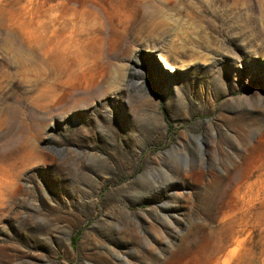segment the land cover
Returning <instances> with one entry per match:
<instances>
[{
	"label": "rangeland",
	"instance_id": "obj_1",
	"mask_svg": "<svg viewBox=\"0 0 264 264\" xmlns=\"http://www.w3.org/2000/svg\"><path fill=\"white\" fill-rule=\"evenodd\" d=\"M0 264H264V0H0Z\"/></svg>",
	"mask_w": 264,
	"mask_h": 264
},
{
	"label": "bare ground",
	"instance_id": "obj_2",
	"mask_svg": "<svg viewBox=\"0 0 264 264\" xmlns=\"http://www.w3.org/2000/svg\"><path fill=\"white\" fill-rule=\"evenodd\" d=\"M161 61H162V63H163V67H165V68H170V67H171V66L168 65L165 61H163L162 58H161Z\"/></svg>",
	"mask_w": 264,
	"mask_h": 264
}]
</instances>
